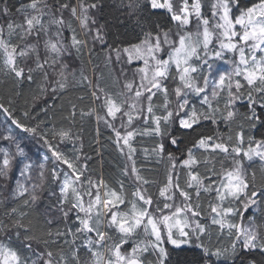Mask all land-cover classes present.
<instances>
[{"label": "snow or ice", "instance_id": "snow-or-ice-1", "mask_svg": "<svg viewBox=\"0 0 264 264\" xmlns=\"http://www.w3.org/2000/svg\"><path fill=\"white\" fill-rule=\"evenodd\" d=\"M150 3L155 9H166L180 29L177 32L178 40L175 42L179 46L174 49L173 55L168 60L158 58L157 53L162 51L159 36L154 38V43H151L150 39H145L141 45L123 49V52L130 53L127 62H131L132 54H134L137 59L143 60L144 67L136 69L139 81H126L124 83L126 91L118 92L115 96L109 95L99 84L93 85L92 81L81 73L83 76L81 83H87L92 89L93 100L99 101V108L104 110L103 116H96L97 121L103 122L106 127L113 128L117 137L116 143L120 145L121 152L127 148L125 154L131 163L123 174L128 175L130 170L135 174V180L138 182L130 193L132 197L129 200L130 210L127 212L121 210V206L125 203L122 182L120 190L117 191L110 188L102 179L94 181L90 176L85 175L86 164L78 168L62 153L54 151L53 156L71 170L64 176L61 188L62 198L56 210L61 213L65 221L74 213L75 221L79 226L75 231L66 227L64 231L47 233L49 237H55L51 243L55 244L60 252L54 253L47 248L38 251L33 247L37 241L32 234L30 212L27 210L18 212L17 207L12 206L5 212L11 223L6 224L3 219H0V228L23 229V236L20 231H17L15 235L26 241L24 246L35 256V259L21 254L0 241V264H152V261L145 259L148 253L152 254L155 264H165V261L169 259V253L164 247L165 241L170 242L175 248L195 242L194 246L202 249L209 264H256L254 257L246 258L244 254L257 251L264 254V231L254 224L245 229L238 223L226 222L227 217L235 215L241 209L225 206V202L231 205L233 201H240L243 197V211H247L249 207L257 203V196L264 195L262 192L255 191L253 184L255 173H251L250 180L242 161L236 159L241 155L242 146L246 143L243 130L235 135L236 147L228 146V143L233 140L231 135L228 136L227 141L222 136L204 137L198 139L195 144L197 149H203L210 154L223 153L226 154V159H232L234 167L225 170L219 187L207 174L202 177L198 170L200 163H204L215 174V165L212 160L204 158L198 161L193 151L189 150L187 159L180 164H172V172L165 186L158 193L159 197L165 201L162 204L159 201L154 202L147 189L143 187L149 181L138 174L139 170L135 167L133 159L136 149L130 144L137 135L169 136V128L174 116L180 117L179 126L183 129H192L202 120H214L213 113H198L195 107H190L188 93L185 91L191 90L197 95L207 91V80L201 87L196 85L192 74L198 69L189 61L193 57L202 59V49L205 50L203 56H207L206 50L214 39L219 41L221 49L237 54L238 63L242 66H237L233 74L241 77L243 83L240 80L233 83L231 77L221 76L219 84L214 86L219 91H226L228 97L226 111L222 113L221 118L232 122L237 119L243 120L253 128L257 123L264 126V119H261L254 107L259 106L264 111V0H253L250 5L243 4L242 0H216L213 5L216 11L211 13L216 18L215 21L202 16L201 0H193L191 5L189 0H177V12L173 11V0H163V2L150 0ZM101 6L102 0H29L27 4L17 9L23 17L22 22L13 18L16 13L9 7L0 6V53L3 54V63L9 74L18 82L25 80L31 82L33 73H38L45 85L43 91L50 90L52 93L63 91L67 87L68 76L75 75L70 71L69 60L84 56L86 50L91 56L94 52L91 45L104 42L102 26L92 27L97 24L92 12ZM193 17L197 22L196 32H184L183 30L191 24ZM167 37L168 33L165 32L166 43ZM116 52L119 58L121 50L116 49ZM256 53L261 55L258 57ZM215 55L219 57L222 53L216 52ZM108 58L111 59V57ZM150 59L154 61L153 64H149ZM203 63L207 64L208 60L203 59ZM171 64H174L176 68V74L172 78L180 81V86L176 87L172 93L176 97L173 109L169 108L171 101L168 99V87L165 85V81L169 78ZM226 79L229 81L227 85H225ZM242 88L245 89L244 93L241 92ZM253 93L259 97L258 100L254 98ZM158 94L164 99L159 105H154L153 98ZM217 95L218 92L214 90L212 96ZM245 95L249 102V111L239 113L232 110L236 101L244 99ZM203 102L211 107L207 98H204ZM0 109L4 112L8 111L2 104ZM159 109L162 111L157 115ZM215 111L217 109H213V112ZM94 113L95 109L87 115ZM74 114L75 111H73ZM185 116L187 118H184ZM117 119H119V128L125 129L124 135L112 124V121ZM137 120L140 121L141 127L133 128ZM14 123L17 127H21L19 122L14 121ZM143 125H148V129L142 130ZM240 127L243 129V125ZM24 131L36 133L35 128H24ZM59 135L66 139L70 138L68 132H62ZM10 138L5 137V139ZM170 143L176 145L177 139L171 138ZM247 144L244 156L249 161L254 157L264 161V140L255 142V147H252L250 141ZM154 151L157 155L164 153L165 147L162 141L158 143ZM167 159L171 161L174 157L169 155ZM10 163L8 158L3 160L0 177L8 178ZM181 168L188 170L185 173L188 179L183 188L179 183L178 169ZM54 178L60 179L58 175H55V170ZM205 179L209 180V184L205 185ZM250 184L253 185L252 190H250ZM16 187L19 196L26 195L27 190L24 185L17 184ZM33 187L42 188L43 182ZM188 189H194V191L190 193ZM202 192L216 194L213 197L216 203L209 204L208 215L211 225H218L221 231L225 227L229 229L228 235L232 236L233 242L227 248L205 247L200 237L205 235L206 226L201 225L199 221L190 222L191 217L201 216L199 200ZM17 193L10 195L15 197ZM39 199L40 196L33 191L30 199L23 201V205L27 208L29 204L35 205ZM178 199L179 203H177ZM3 203L4 201L0 199V204ZM65 204L68 205L67 208L64 207ZM165 212L167 214H164ZM81 213L83 215H80ZM25 218H28L27 225L22 223ZM47 222L51 223V220ZM107 229L118 234V239L110 235ZM138 230H142L144 236L150 238L146 243L137 238ZM174 235H178L181 239L174 238ZM77 240L81 243L78 244ZM43 243L47 245L49 241L44 239ZM130 243L132 245L130 250L125 249L122 252L124 245ZM81 248L86 250L89 260H82ZM61 252L65 255H61Z\"/></svg>", "mask_w": 264, "mask_h": 264}, {"label": "trees", "instance_id": "trees-1", "mask_svg": "<svg viewBox=\"0 0 264 264\" xmlns=\"http://www.w3.org/2000/svg\"><path fill=\"white\" fill-rule=\"evenodd\" d=\"M28 2L29 0H0V6L9 7L16 13L13 18L22 22L23 17L17 12V9ZM242 2L245 5H250L253 0H242ZM192 3L193 0H189V5ZM215 3L216 0H201L202 16L210 21L216 19L211 15L212 12L216 11L213 7ZM173 11H178L177 0H173ZM92 15L97 21V24L92 27L102 26L101 33L104 42H96L91 45L94 48L91 56L88 55L86 50L84 56L69 60L70 71L75 75L68 76L67 87L63 91H57L56 93H52L50 90L43 91L45 85L38 73H33L31 82L14 80L3 63V54L0 53V104L8 110L4 112L3 109H0V168L3 167L5 158L11 161L8 178L0 177V199L4 201L3 204H0V219H3L6 224L11 223L5 212L12 206L17 207L18 212L29 211L32 234L37 241L33 244V247L38 251L47 248L54 253L60 252V249L51 243V240L55 237H49L47 233L64 231L66 227L75 231L79 226L75 221L74 213L69 215L67 221H65L61 213L56 210L62 198V181L65 174L71 170L53 156L54 151L62 153L78 168L86 164L87 171L85 175L90 176L94 181L101 180L103 175L105 180H113L111 188L117 191L120 190V183L122 182L127 205H130L129 200L132 199L130 193L134 187L129 179L131 171L129 170L128 175L123 174L131 163H128L129 159L125 154L127 148L124 152H121L120 145L116 143L117 137L113 128L106 127L103 122L97 121L96 116H103L104 110L99 108V101L93 100L92 89L88 87L87 83H81L83 76H87L91 81L93 80V85L99 84L109 95L115 96L118 92L126 91L124 89L126 81H139L136 69H139L141 64L136 61L134 62L136 66L127 64L128 56L126 52H123V49H131L135 45H141L145 39H154L157 36L161 38L164 54L174 50L178 45L175 42L178 40L177 32L180 29H178L176 22L166 9L153 8L150 0H102V6L94 10ZM196 23L193 17L191 24L185 28L186 32L195 33ZM209 27H212L211 23ZM165 32L169 34L167 43L164 41ZM116 49L121 50V59L123 60H121V63L125 61V68L119 65ZM104 51H108L109 57L112 58L113 63L109 62L108 65L111 66L112 63L114 73L108 67L106 70L104 68L105 73L100 76L103 64L106 63ZM233 60H235V57H233ZM207 67L203 66V76L208 74ZM211 68H213L212 76L226 72L222 67L217 69V64ZM92 69L94 75L91 74ZM81 73H83V76ZM228 74L233 83L236 80L243 83L241 77L230 74V69ZM98 77L99 79H97ZM172 77L170 78L169 75L168 80L165 81V85L168 87V99L171 101L170 109H173L176 104V97L172 95L173 90L180 86V81L178 79L174 80ZM228 83L229 81L225 85ZM216 91L218 95L216 98L211 97V107L202 104L200 97L194 96L195 109L198 113H213L214 120H202L200 124L192 129H183L179 126L180 117L174 116L173 123L169 128V136L137 135L130 143L136 149L133 159L135 167L139 170L138 174L149 181L143 187L147 189L154 202L159 201L161 204L165 202L162 197H159L158 193L163 189L169 174L172 172V164H180L187 159L189 150L193 151L198 161L204 158L212 160L215 165V174L204 163H200L198 169L202 177L207 174L210 176L211 181L222 179L225 170L233 168L232 159H226V154H210L203 149H197L195 144L198 139L222 136L227 141L228 136L231 135L233 140L228 143V146L232 148L237 146L235 143L236 133L243 130L246 143L242 146V157L240 158L245 157L243 153L247 151V142H252V147H255V142L264 140V126L260 123H257L253 128L243 120L237 119L232 122L221 118L222 113L226 111L225 105L228 102V97L226 91H219L218 89ZM233 91H235L234 88ZM241 92L244 93L245 89L242 88ZM253 96L257 100L259 99L255 96V93H253ZM163 99L164 97L158 94L157 97L153 98V104L159 105ZM254 107H256L261 119H264V111L259 106ZM93 109H95V113L87 115V113L93 112ZM213 109H217V111L213 112ZM232 110L247 113L249 111L247 96L245 95L242 100H237L232 106ZM73 111H75L74 115ZM160 111L162 109L157 111V115L160 114ZM14 121L19 122L21 127H17ZM112 124L119 129L122 135L125 134V129L119 128V119L112 121ZM240 125H243V129ZM132 127L140 128V121L135 122ZM148 127V125H143L142 130H147ZM24 128H35L36 133L26 132ZM62 132L70 133V138L66 139L60 136L59 133ZM5 137L11 138L5 139ZM171 138L177 139L176 145L170 143ZM161 141L164 144L165 151L163 154L157 155L154 150ZM169 155L174 159L168 160ZM240 158L236 159L240 160ZM245 167L250 180L252 179L251 173H255V180L253 181L255 191L264 193V162L257 158L254 162L246 164ZM54 170L55 175H58L60 179L54 178ZM178 171L180 173L179 183L183 188L188 179L185 175L188 170L181 168ZM41 173H43V178H41ZM41 182H43L42 188L33 187L34 185H40ZM204 182L205 185L209 184L207 179ZM17 184L24 185L27 190L25 196L18 195ZM252 187L253 185L250 184V190H252ZM33 191L40 196V199L35 205L29 204L25 208L23 201L30 199ZM188 191L191 193L194 189ZM11 193H17V195L12 197ZM256 200L259 210L253 220L254 225L264 231V195L257 196ZM214 202L213 196L206 193L201 194L199 200L201 218L199 219L202 225L208 223L210 219L208 215L210 211L209 204H214ZM230 206L233 207V204ZM64 207L67 208L68 205L65 204ZM125 208L128 209L129 207L125 206ZM250 212L245 214V220H249L247 217L251 214ZM49 220H51V223L47 222ZM22 223L27 225L28 218H25ZM218 228H211L202 237L201 241L205 247L214 249L216 246H220L227 248L233 242L232 236L228 235L227 232L220 235L221 232ZM17 231H20L21 236L24 235L23 229L10 227L5 230L0 228V241L21 254L35 259V256L24 246L26 241L16 237L15 233ZM107 231L118 239V234L113 230L107 229ZM44 239L49 241L47 245L43 243ZM139 239L145 243L148 241L142 230H140ZM77 243L79 244L81 241L77 240ZM194 244L175 248L170 242H167L165 248L169 253V259L165 261V264H201L202 260L203 264H209L208 258L203 255L202 249L194 246ZM60 254L65 255L64 252ZM244 255L246 258L254 257L256 264H264V254L259 251L245 253ZM81 256L82 260H89V255L83 248H81ZM145 259L155 264L151 253H148Z\"/></svg>", "mask_w": 264, "mask_h": 264}, {"label": "rangeland", "instance_id": "rangeland-1", "mask_svg": "<svg viewBox=\"0 0 264 264\" xmlns=\"http://www.w3.org/2000/svg\"><path fill=\"white\" fill-rule=\"evenodd\" d=\"M237 30H239V28L237 29ZM183 31H185L186 32V30L184 29ZM169 35V34H168ZM164 41H165V38H164ZM167 41H168V37H167ZM150 42L151 43H154L155 41H154V39H150ZM161 40H160V46H161V49H162V51H160L159 53H157V56H158V58L160 59V60H168L169 59V57L171 56V55H173V52H174V50H171V51H169L167 54L165 53H163V46H162V44H161ZM170 42H172V40H170ZM143 44V43H142ZM179 45H177V47H178ZM205 50H201V55H202V59H197L196 57H193L190 61H189V63L192 65V66H194V67H197V69H198V71L196 72V73H193L192 74V76L195 78V83H196V85L198 86V87H201V86H203V82L205 81V80H207L208 81V89H207V91H205V92H202L201 94H199V95H197L195 92H192L191 90H185V91H187V93H188V95H187V99H188V101H189V106L190 107H196V104L194 103V96H198V97H200L201 98V103L202 104H204V105H209V104H205L204 102H203V99L204 98H207L208 100H209V103L211 104V97H212V92L214 91V90H217V89H215L214 88V86L215 85H217V84H219V81H220V77L221 76H224V77H228V70L230 69V74L233 76V72H234V70H235V68L237 67V66H240L239 65V57H238V55L237 54H234V53H231V52H228L227 50H223V49H221L220 47H219V41L218 40H213V42H212V44L209 46V48L206 50L207 51V53H208V55L207 56H203V52H204ZM216 52H221L222 53V55L221 56H219V57H217L216 55H215V53ZM104 53H105V60H106V63H104L103 64V67H102V71H101V74H100V76H102L103 75V73H105V70H106V68H108L109 67V70L113 73V71L111 70L112 69V63H113V61H112V58L111 59H109L108 57L110 56L109 55V53H108V51H104ZM128 57H129V55H130V53H127L126 54ZM166 55V56H165ZM246 55H247V53H246ZM256 55L259 57L261 54L260 53H256ZM121 56V53L119 54V58H118V62H119V65H121V66H123L124 68H125V66H124V62H122L121 63V58H122V56ZM233 57H235V60H233ZM125 59V58H124ZM127 59V58H126ZM203 59H207L208 60V63L207 64H205V63H203ZM123 61V60H122ZM137 62L138 64H141V66L139 67V68H142V67H144V62H143V60H141V59H137L136 57H135V55L134 54H132V60H131V62L129 63V62H127V64H129V65H134V62ZM109 62H112L111 63V66H109L108 64H109ZM154 63V61H152L151 59L149 60V64H153ZM215 64H217L218 65V68L217 69H220L221 67H222V69L223 70H226V72H223V74H221V75H214V76H212L213 75V68H211L212 66L214 67V65ZM106 66V67H105ZM134 66H136V65H134ZM203 66H208L207 68H208V77H207V79H205L206 78V73H205V75L206 76H203V71H204V68H203ZM220 67V68H219ZM240 67H242V66H240ZM104 68H105V70H104ZM128 71H130L129 69H128ZM134 72H135V70H134ZM176 72V68H175V65L174 64H171V71L169 72V75H170V78L172 77V75H173V73H175ZM112 73H110V74H112ZM91 74L92 75H94V70L92 69L91 70ZM212 74V75H211ZM136 75H137V77H139V74L136 72ZM101 78H103V77H101ZM100 78V79H101ZM228 80L226 79V81H225V84H226V82H227ZM92 84H93V80H92ZM217 96H215L214 98H216ZM212 105V104H211ZM189 115H190V113H189ZM184 118H187V117H184ZM137 121H139V120H137ZM137 121H135V122H137ZM132 141H130V143H131ZM240 157H242L241 155L239 156V157H236V158H240ZM258 157H254V159L253 160H251V161H249L248 159H247V157L245 156V157H243V158H240V161H242V163H243V166H244V169L247 171V168L245 167V165L246 164H249V163H251V162H254V160L255 159H257ZM131 161H129L128 163H130ZM262 162H264V161H262ZM233 167H234V165H233ZM229 169H231V168H229ZM223 178H224V176H223ZM223 178L222 179H219L218 181H212L217 187H219V185H220V182L223 180ZM129 179H130V182H131V184L133 185V187L135 188L136 186H137V184H138V182L135 180V174H133L132 172L129 174ZM102 180L111 188V182L113 181V180H111V179H107V180H105L104 179V176L102 175ZM63 182V181H62ZM205 183V182H204ZM63 185V184H62ZM189 190V189H188ZM203 193V192H202ZM201 193V194H202ZM208 195H211V196H213V197H215V193L213 192V193H211V194H208ZM211 198V197H210ZM127 199L125 198V203L121 206V210L122 211H125V210H127V211H129L130 210V208H131V204L130 205H127V201H126ZM243 201H244V198L243 197H241V200L240 201H233L231 204H233V208H239V209H241V211H238V212H236V214L235 215H233V216H229V217H227L226 218V222H228V223H238V224H240V225H242L243 226V228H248L250 225H252V224H254V218H255V216H256V213L258 212V210H259V208L257 207V204H254V205H252L251 207H249L248 209H247V211H243V207H244V203H243ZM177 203H179V199L177 200ZM216 203V201L214 202V204ZM213 204V205H214ZM241 204V205H240ZM125 206H127V207H129L128 209L127 208H125ZM225 206H230V205H228V203L227 202H225ZM125 209V210H124ZM127 211H125V212H127ZM249 211H251L250 213V215L247 217V219H249V220H245V214H247ZM164 214H167L166 212L164 213ZM80 215H83L82 213L80 214ZM232 217H233V219H232ZM199 218H201V216H199V217H191L190 218V222H195V221H199V223L201 224V222H200V219ZM202 225V224H201ZM206 226V233H205V235L207 234V232L211 229V228H214V227H219L218 225H211L210 224V219H209V221H208V223L205 225ZM219 229V228H218ZM219 231L221 232L220 233V235L223 233V232H229V229L227 228V227H225L224 229H223V231H221L220 229H219ZM233 233H235V230H233ZM204 235H202L201 237H200V240H202V237H203ZM137 238L139 239L140 238V230H138V233H137ZM174 238H176V239H181V238H179L178 237V235H174ZM148 239H150V238H148ZM143 241V240H142ZM168 241H165V244L167 243ZM195 243V242H194ZM193 243V244H194ZM165 244H164V247H165ZM185 245H192V244H184L183 246H185ZM131 243L130 244H126V245H124V248H122L121 249V251L123 252L125 249H129L130 250V248H131Z\"/></svg>", "mask_w": 264, "mask_h": 264}, {"label": "bare ground", "instance_id": "bare-ground-1", "mask_svg": "<svg viewBox=\"0 0 264 264\" xmlns=\"http://www.w3.org/2000/svg\"><path fill=\"white\" fill-rule=\"evenodd\" d=\"M112 67V66H111ZM112 70V69H111ZM112 71H114V70H112ZM114 73V72H113Z\"/></svg>", "mask_w": 264, "mask_h": 264}]
</instances>
